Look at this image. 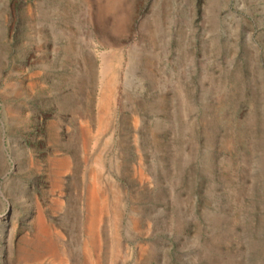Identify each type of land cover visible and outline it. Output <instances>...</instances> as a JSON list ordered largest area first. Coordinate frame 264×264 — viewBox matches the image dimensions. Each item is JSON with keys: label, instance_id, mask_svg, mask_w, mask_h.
I'll use <instances>...</instances> for the list:
<instances>
[{"label": "rangeland", "instance_id": "374dc122", "mask_svg": "<svg viewBox=\"0 0 264 264\" xmlns=\"http://www.w3.org/2000/svg\"><path fill=\"white\" fill-rule=\"evenodd\" d=\"M0 264H264V0H0Z\"/></svg>", "mask_w": 264, "mask_h": 264}]
</instances>
